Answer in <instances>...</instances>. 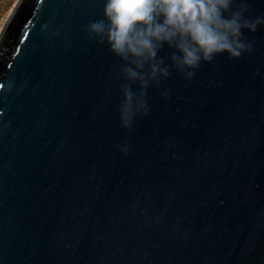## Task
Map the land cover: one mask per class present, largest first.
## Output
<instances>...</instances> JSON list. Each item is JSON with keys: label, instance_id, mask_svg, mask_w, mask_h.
<instances>
[{"label": "water", "instance_id": "1", "mask_svg": "<svg viewBox=\"0 0 264 264\" xmlns=\"http://www.w3.org/2000/svg\"><path fill=\"white\" fill-rule=\"evenodd\" d=\"M104 3L17 0L0 29V264H264V25L125 128Z\"/></svg>", "mask_w": 264, "mask_h": 264}, {"label": "clouds", "instance_id": "2", "mask_svg": "<svg viewBox=\"0 0 264 264\" xmlns=\"http://www.w3.org/2000/svg\"><path fill=\"white\" fill-rule=\"evenodd\" d=\"M247 12L246 0H105L104 18L90 22L86 31L124 61L121 79L138 82L137 92L128 83L121 88L122 126L147 114L146 90L172 68L190 81L201 62H212L218 54L235 59L250 53L253 42L242 30L255 32L264 17L249 18ZM164 45L175 50L170 65L158 58Z\"/></svg>", "mask_w": 264, "mask_h": 264}, {"label": "rangeland", "instance_id": "3", "mask_svg": "<svg viewBox=\"0 0 264 264\" xmlns=\"http://www.w3.org/2000/svg\"><path fill=\"white\" fill-rule=\"evenodd\" d=\"M17 0H6V4L0 3V29Z\"/></svg>", "mask_w": 264, "mask_h": 264}, {"label": "trees", "instance_id": "4", "mask_svg": "<svg viewBox=\"0 0 264 264\" xmlns=\"http://www.w3.org/2000/svg\"><path fill=\"white\" fill-rule=\"evenodd\" d=\"M0 3H2L3 5L6 4V0H0Z\"/></svg>", "mask_w": 264, "mask_h": 264}]
</instances>
